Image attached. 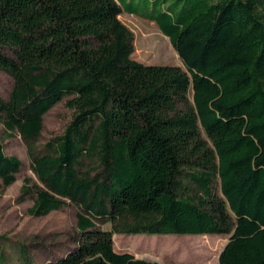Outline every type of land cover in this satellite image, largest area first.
<instances>
[{
	"label": "trees",
	"instance_id": "16d2710c",
	"mask_svg": "<svg viewBox=\"0 0 264 264\" xmlns=\"http://www.w3.org/2000/svg\"><path fill=\"white\" fill-rule=\"evenodd\" d=\"M155 9L148 17L185 68L132 57L118 0H0V70L13 78L1 120L30 144L39 182L25 178L18 199L33 193L36 216L78 207V245L50 264H161L116 251L115 233L230 234L220 264H264V0ZM67 96L73 119L34 151L43 115ZM86 157L95 173L82 169ZM21 165L0 141L3 188ZM187 169L194 192L181 179Z\"/></svg>",
	"mask_w": 264,
	"mask_h": 264
},
{
	"label": "rangeland",
	"instance_id": "374dc122",
	"mask_svg": "<svg viewBox=\"0 0 264 264\" xmlns=\"http://www.w3.org/2000/svg\"><path fill=\"white\" fill-rule=\"evenodd\" d=\"M123 12L119 18L133 32L134 52L132 57L146 64L179 65L185 68L179 53L170 38L165 35L157 22L148 16L161 10L171 2L153 0H118ZM131 5L136 11H127ZM158 42H162L159 46ZM168 45L167 48H162ZM13 86V78L4 70H0V96L9 97ZM193 99V89L188 92ZM71 96H67L54 104L43 115V129L40 137L32 143L34 151H47L49 141L63 134L69 122L73 119L75 109L68 104ZM182 107V105H180ZM0 141L4 144L8 155H15L22 161L17 179L3 188L0 182V259L4 264H24L28 259L31 264H50L73 250L77 245L78 226L75 204L69 203L61 209L53 210L46 215L36 216L29 212L34 204L35 195L31 193L24 199H18L25 178H31V184L39 183L31 168L30 144L23 139L18 131L10 134L1 120ZM83 170H98V163L90 158H84ZM187 169L181 179L189 192H194L197 184L192 182ZM212 189L222 195L219 175L214 177ZM111 228L110 222L101 225ZM114 247L118 252H130L136 258L157 261L161 264H220L219 254L230 238V234H123L115 233ZM185 238L188 245L178 250L162 248V240ZM25 249L26 254L22 251ZM5 253V257L1 254Z\"/></svg>",
	"mask_w": 264,
	"mask_h": 264
},
{
	"label": "water",
	"instance_id": "95a60500",
	"mask_svg": "<svg viewBox=\"0 0 264 264\" xmlns=\"http://www.w3.org/2000/svg\"><path fill=\"white\" fill-rule=\"evenodd\" d=\"M224 248V247H223ZM221 253V252H220ZM219 256H220V254H219Z\"/></svg>",
	"mask_w": 264,
	"mask_h": 264
}]
</instances>
